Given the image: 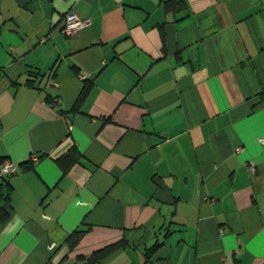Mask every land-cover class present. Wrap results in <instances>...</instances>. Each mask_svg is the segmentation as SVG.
I'll use <instances>...</instances> for the list:
<instances>
[{"label":"crops","instance_id":"1","mask_svg":"<svg viewBox=\"0 0 264 264\" xmlns=\"http://www.w3.org/2000/svg\"><path fill=\"white\" fill-rule=\"evenodd\" d=\"M165 1L0 0V264H264V0Z\"/></svg>","mask_w":264,"mask_h":264},{"label":"trees","instance_id":"2","mask_svg":"<svg viewBox=\"0 0 264 264\" xmlns=\"http://www.w3.org/2000/svg\"><path fill=\"white\" fill-rule=\"evenodd\" d=\"M184 5L183 1L178 0H167L164 2V8L166 11H173L178 8V6ZM33 80L29 83L32 85ZM90 86L89 80H83L82 89L80 92L79 99L81 100L83 96L86 94L88 88ZM43 154H40L39 157H42ZM82 155L78 148L73 145L69 148V150L56 158V163L61 168L63 173H66L70 167H72L74 164L78 163L81 159ZM4 161L3 159L1 160ZM20 167L22 170H28L33 167V162L31 160H28L26 162H22L20 164ZM16 171V170H15ZM15 172L7 173L5 175H1L0 177V222H5L11 215V206H10V192L12 190V186L9 183V176L12 175ZM88 231V228L85 229H76L73 230L68 237L65 240V243L68 247V249L75 248L84 234ZM126 246V243L124 241H118L112 244H108L104 247H101L99 249L94 250L89 256H83L79 255L76 258V262L72 264H100V262L112 254L113 252L117 251L120 248H124ZM159 247L158 244H154L150 246L145 252V256L147 259L151 258L152 254L156 250V248Z\"/></svg>","mask_w":264,"mask_h":264},{"label":"built area","instance_id":"3","mask_svg":"<svg viewBox=\"0 0 264 264\" xmlns=\"http://www.w3.org/2000/svg\"><path fill=\"white\" fill-rule=\"evenodd\" d=\"M88 24V19L80 18L75 13L68 12L64 16L61 32L67 36H70ZM259 142L261 143L262 147H264V137L259 138ZM250 169L254 170V167L251 165ZM15 170V166L7 160L2 161V163L0 164V175L2 176L7 173L15 172Z\"/></svg>","mask_w":264,"mask_h":264}]
</instances>
